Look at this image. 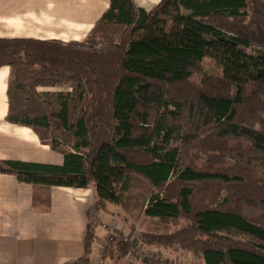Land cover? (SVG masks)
Wrapping results in <instances>:
<instances>
[{"label": "trees", "instance_id": "1", "mask_svg": "<svg viewBox=\"0 0 264 264\" xmlns=\"http://www.w3.org/2000/svg\"><path fill=\"white\" fill-rule=\"evenodd\" d=\"M101 23L126 26L122 39H0V69L27 67L34 95L70 86L89 97L74 124L69 93L59 112L18 122L73 130L74 152L53 140L62 165L3 161L0 174L33 186H94L95 213L119 205L140 176L154 190L145 216L187 223L142 234L145 244L203 264H264V0H162L151 11L111 0ZM205 59L222 76H208ZM94 241L89 229L77 264L89 262ZM115 246L126 256V244Z\"/></svg>", "mask_w": 264, "mask_h": 264}, {"label": "crops", "instance_id": "2", "mask_svg": "<svg viewBox=\"0 0 264 264\" xmlns=\"http://www.w3.org/2000/svg\"><path fill=\"white\" fill-rule=\"evenodd\" d=\"M133 1L146 11L162 2ZM110 4L111 0H0V39L85 41ZM12 72L11 67L0 69V160L62 165L63 155L44 148L29 136L28 131L37 127L22 125L18 122L23 118L12 115ZM95 202L94 186H33L20 182L15 175L0 174V264H77L86 256L89 229L95 241L86 264H100L106 237L100 225L115 223L119 229L122 226L118 221H109L117 214L118 205L110 204L108 212L95 213ZM128 226L122 229L127 234L133 228ZM104 264L137 263L111 255Z\"/></svg>", "mask_w": 264, "mask_h": 264}, {"label": "rangeland", "instance_id": "3", "mask_svg": "<svg viewBox=\"0 0 264 264\" xmlns=\"http://www.w3.org/2000/svg\"><path fill=\"white\" fill-rule=\"evenodd\" d=\"M125 31L126 26L124 25L100 22L91 36L86 40H93L97 43H115L122 39ZM11 68H13V72L10 97L13 116L21 118L30 116L33 118L57 113L60 111L61 101L64 100V96L67 95V93L70 94L69 114L71 124L76 123L82 116V112L89 101L85 88L77 92L70 86L50 89L39 88L38 92H40L42 96L38 97L27 87L28 79L30 78V70L22 66ZM202 68L208 76H222L223 74L222 68L212 59H205ZM193 80L196 83H200V78L198 77H195ZM18 86H23V88L19 89ZM28 133L30 134L29 136L37 140L41 146L43 145L44 148H49L60 155L61 153L52 149L53 140L57 143L58 150H63L65 152H74L75 146L79 144V139L75 138L73 130L58 131L57 129L35 128L32 131H28ZM15 135L16 133L13 132V139ZM83 152L86 151L84 150ZM2 162L3 160H0V163ZM232 165L234 164H230V166ZM153 193V188L145 179L134 175L130 182L129 190L123 194L122 202L118 205L116 210L117 214L112 215L109 221H118L122 226L120 230L124 227L129 228L128 225L133 226L132 233H130V231H128V233L136 236L151 252L155 254L160 252L165 259L180 261L182 264H203L188 251L176 252L172 249H165L157 245H147L142 241V234L168 235L187 224L184 220L164 222L146 217L145 209ZM122 232L124 231L122 230ZM159 260L160 257H155L151 260H144V262L139 261L137 264H161V260ZM166 262H169V260H165V263Z\"/></svg>", "mask_w": 264, "mask_h": 264}, {"label": "built area", "instance_id": "4", "mask_svg": "<svg viewBox=\"0 0 264 264\" xmlns=\"http://www.w3.org/2000/svg\"><path fill=\"white\" fill-rule=\"evenodd\" d=\"M95 225L98 224L96 221L93 222ZM100 225V224H98ZM101 228L106 232L105 242L102 245L100 250V264H104V260L113 256L114 258H122V246H115L117 242H121V244H126L128 249L126 250L127 254L124 258H127L132 263H137L139 261L144 262V260H151L155 257H160V263L165 264V260L162 254L159 252L157 254L151 252L147 249L146 245L141 243L136 236H133L130 233L122 232L119 227L114 224H101ZM168 264H182L180 261L170 259Z\"/></svg>", "mask_w": 264, "mask_h": 264}]
</instances>
